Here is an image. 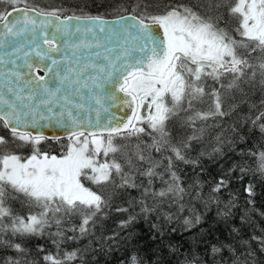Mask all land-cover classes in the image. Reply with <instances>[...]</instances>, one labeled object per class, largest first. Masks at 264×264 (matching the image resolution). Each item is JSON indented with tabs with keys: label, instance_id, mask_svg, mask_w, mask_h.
<instances>
[{
	"label": "snow or ice",
	"instance_id": "1",
	"mask_svg": "<svg viewBox=\"0 0 264 264\" xmlns=\"http://www.w3.org/2000/svg\"><path fill=\"white\" fill-rule=\"evenodd\" d=\"M19 3L21 0H0V5H7L12 9L9 11L4 8L0 11L4 39L8 36H20L27 31L28 25L33 29L54 26L57 32H69L71 26L67 21L76 20L85 25L84 31L99 28L100 32H104L109 23L100 16L73 15L67 17V20H60L55 11L36 12L38 16L60 20L59 25H51L50 21L38 22L29 15L34 9L20 8L17 6ZM14 12L20 16L10 19ZM229 12L239 19L235 29L239 39L202 17L187 4L168 5L160 14H147L140 18L135 15L121 16L119 20L136 21L135 24L126 26V30L136 29L135 34L128 31L129 37H135L134 43L131 48L126 44L114 60L106 56L109 67H100L99 74L89 77L90 83L86 81L81 84L80 77L84 72H77L69 67L67 75H61L59 71L55 73L61 87L53 89L46 77L37 76L28 81L33 86L27 95L22 94L23 88L17 93L11 87L7 88L8 95L0 94V128L9 131L11 141L18 142L17 147L28 146L31 149V154L27 157L16 152L0 151V245L23 253L25 250L21 244L12 243L3 237L9 234L13 237L42 235L44 229L52 223L60 225L61 213L83 214L79 227V233L83 236L88 231L87 226L92 218L102 211L105 200L85 187L82 177L95 184H105L114 179L115 173L121 177L122 187L141 188L142 212H156L166 220L171 219L164 211V206L174 202L173 198L175 202L182 200L184 192L176 183L178 177L172 171L173 164L174 161L189 162L184 150L191 146L189 141L174 145L168 139L167 122L175 114L177 107L186 106L190 109L193 101L208 95L212 101V111L196 112L191 117L193 121L207 120L209 116L225 114L222 111L221 89L242 92L243 86L252 84L257 76L264 88V0H235ZM119 20L112 23H119ZM153 26L163 30L162 39L159 32L153 31ZM75 30L81 31L79 24ZM44 42L48 45L49 52L58 53L59 45L55 43L54 37L49 39L45 33ZM253 53L258 54L255 61ZM37 55L41 53L37 51ZM42 58L48 59V54H43ZM52 64L55 66L57 61L53 60ZM28 67L30 77L33 72L40 70L39 65L33 67L29 64ZM87 67L95 69V65ZM45 70L51 73L54 68L47 67ZM12 75L18 76L17 73ZM208 79L218 84L219 88H211L206 93ZM109 83L114 90L113 102L119 99L121 105L130 109V114L115 122L108 119L102 124L101 113L108 109L96 90L102 92ZM65 84L79 85L81 89H88L92 93V99L99 106L94 120L89 106L72 103L67 95L61 98V88ZM115 93H122L123 97H118ZM61 99L64 107L57 116L55 108L61 106ZM261 104L264 105V99ZM42 109H47L51 115L46 116ZM41 120L54 121L61 127L71 128L69 140L72 143L62 158L42 152L39 145L45 137L28 131L29 128H36ZM256 121H260L259 128L264 132V110L252 121L253 125ZM81 128L89 130L88 136H85ZM153 133L156 134L151 146L154 151H167L171 155L165 157L167 163L163 165L161 172H157V168H161V162L150 155L146 156L144 150L137 145L136 160L148 165L140 172L141 176L147 177V183L138 185L132 175V159L126 160L128 173L124 172L121 163L115 159L120 147L114 143V138H139L141 134ZM195 138L193 136L190 139ZM9 142L4 136H0V146ZM260 167L264 170V153L260 154ZM164 174L170 179L164 180ZM155 179H160L166 187L154 190L152 185ZM248 193L250 196L253 194L251 187L248 188ZM15 194L26 197L40 209L39 214L26 217L15 214L6 203L7 200L17 198ZM148 198H152L153 205L146 203ZM55 235L63 238V233L59 230ZM260 243L264 248V239ZM75 258V252L65 254L63 260L53 255L44 257L48 264H65V261ZM5 264H19V261L8 259ZM132 264H138L135 257L132 258Z\"/></svg>",
	"mask_w": 264,
	"mask_h": 264
},
{
	"label": "trees",
	"instance_id": "2",
	"mask_svg": "<svg viewBox=\"0 0 264 264\" xmlns=\"http://www.w3.org/2000/svg\"><path fill=\"white\" fill-rule=\"evenodd\" d=\"M18 5L55 11L61 16L110 17L130 13L142 17L162 13L168 0H21ZM2 8L0 5V10ZM252 57L255 61L257 54ZM224 91L221 89L224 115L193 121L191 117L196 112L207 113V104L203 102L208 100L206 97L193 101L190 109L178 106L167 122L168 139L172 144L189 141L191 145L184 150L189 162L174 161L173 164L172 171L178 177L176 183L184 192L182 200L175 202L173 198L174 202L164 206L170 220L156 212H142L141 188L122 187L121 177L115 173L114 179L105 184H95L82 177L85 187L105 200L102 211L87 226L88 231L83 236L79 233L83 214L61 213L60 225L52 223L42 235L3 237L21 244L25 251L20 253L0 245V264L8 259L18 260L19 264H48L44 259L46 255L63 260L65 254L72 252L76 253V258L65 264H132L133 257L138 264H264V248L260 243L264 239V171L260 169L258 158V154L264 152V132L259 128L260 121L255 125L252 122L264 110L261 104L264 88L257 76L252 84L243 86L242 92L233 91L229 93L231 97H224ZM155 135L128 138L127 146L126 139L125 142L120 137L116 140L121 143L116 160L128 173L126 160L132 159V175L138 185H146L147 177L140 172L148 165L136 160L137 145L146 156L161 162L157 172L167 163L165 157L171 155L167 151H154L151 146ZM0 136L10 141L0 146V151L12 148L14 152H21V146L11 141L7 129L0 128ZM193 136L196 138L190 139ZM68 139L45 138L39 147L49 153ZM25 147V151H30ZM169 179L164 174V180ZM152 187L159 191L166 185L155 179ZM17 195L20 197L6 201L15 214L25 217L37 214L31 208L34 204ZM146 203L153 205L154 201L148 198ZM58 230L63 233L62 239L55 235Z\"/></svg>",
	"mask_w": 264,
	"mask_h": 264
},
{
	"label": "water",
	"instance_id": "3",
	"mask_svg": "<svg viewBox=\"0 0 264 264\" xmlns=\"http://www.w3.org/2000/svg\"><path fill=\"white\" fill-rule=\"evenodd\" d=\"M20 8H30L34 11L29 12L30 16L35 17L38 22L43 21L44 23L51 22V25H59L60 20H67V17L73 15H59L60 20H56L52 17L38 16L37 10L30 6L17 5ZM9 11L12 9L9 8ZM44 12V11H42ZM48 13V12H44ZM136 14H122L120 16H110L102 17L103 19L109 21L105 26V31L100 32L99 28L94 31H84V24L79 21L70 20L67 23L71 26V31L69 32H57L54 26H49L47 28H35L31 25L27 26V31L22 33L20 36H8L4 39V27L0 24V94L8 95L7 88H13L17 93L23 88V95H27L29 89L33 86L28 83L29 80L34 79L37 76H43L47 78L50 87L55 89L56 87H61L60 80L56 76V71H59L61 75H67L69 67L75 69L77 72L83 71L84 74L80 77L81 84L89 81L90 76H95L98 73L100 67L107 69L109 67V62L105 57H109L114 60L117 55H119L127 44L131 48L134 43L135 37H129L128 31L133 34L136 33L135 28H129L126 30V26L135 24L136 21L133 20H119L121 16H132ZM19 13H13L10 19H15L19 17ZM75 16H80L76 15ZM89 16V15H86ZM99 16V15H98ZM140 18L139 16H137ZM119 20V23H112L113 21ZM147 22V21H146ZM79 24L81 31L77 32L75 30L76 26ZM154 32H159L161 39L163 38V30L159 29L157 26H153ZM45 33L49 39L55 38V43L59 45L58 53L49 52L48 45L45 41ZM149 46H151L149 44ZM37 51L41 55H37ZM48 54V59H43V54ZM57 61V64L53 66L52 61ZM31 64L33 67L36 65L40 66L39 71L32 73L29 76V67ZM88 65H95V69L92 67H87ZM47 67H53L54 71L49 73L45 69ZM12 73H17L18 76L12 75ZM101 76L103 74H100ZM100 93L103 98V104L108 109L107 112L101 113V123L104 124L108 119L115 120L121 117H126L130 114V109H127L120 104V100H116L115 103L112 100V95L114 90L111 84H107L102 92L96 90ZM67 95L72 103L85 104L92 109V118L95 119V112L99 108L92 99V93L88 89H81L79 85H67L65 84L61 88L60 96L61 98ZM118 97H123L122 93H115ZM83 96V99H81ZM60 107L55 108L56 115L63 110V101H60ZM46 116L51 115L47 112V109H42ZM75 111V110H74ZM96 130V129H92ZM28 131L32 132L33 135H43L47 139L57 140L62 138H68L71 136L70 127H61L57 125L54 121L50 122L48 120H41L36 128H29ZM88 136L89 130L87 128H81ZM53 137H57L54 139Z\"/></svg>",
	"mask_w": 264,
	"mask_h": 264
},
{
	"label": "rangeland",
	"instance_id": "4",
	"mask_svg": "<svg viewBox=\"0 0 264 264\" xmlns=\"http://www.w3.org/2000/svg\"><path fill=\"white\" fill-rule=\"evenodd\" d=\"M230 1H233V3H235V0H218V1L217 0H194V1L193 0H168V5L187 4V5L191 6L194 11H197L196 10V8H197L198 10H200V12H198V11L197 12L202 17H204L207 20H210L212 23L216 24L219 28L226 30L230 35L236 36V38L239 39L238 34L235 32V29L237 28L238 23H239V19H238V17L230 14V12H229V9L231 7L229 4ZM1 6L3 8L0 11H2L4 9V5H1ZM198 7H202L203 10L198 8ZM217 17H218V22H215L217 20ZM253 55H254V53H253ZM257 56H258V54H257ZM253 61H254V59H253ZM205 88L207 89V91H206V93H207V92H209V90L211 88H219V85L216 84L211 79H208ZM229 93L233 94V91H228V90L224 91V97L229 95ZM238 94H240V93H237V95ZM229 96L231 97L232 95L230 94ZM206 97L208 98V100L203 101V102L205 103V105L207 104L206 105L207 112H210V111H212V101L208 95H205L203 98L206 99ZM85 136H87V135H85ZM74 139H75V137H73V140ZM81 139H83V137ZM117 139H118V137L114 139V143L120 147L121 143H119V141H116ZM126 140L121 139V141H123V142H125ZM71 143H72V141H70L69 139L65 143L61 142V143H59L60 146H57V148H54L48 154L50 156L55 155L58 158H62L66 154V151L68 150V146ZM128 144H129V140H127V143L125 144V146H127ZM4 147H7V146H4ZM27 148L30 149V147H28V146H27ZM25 149H26L25 146H21V148H20L21 152H16V153L20 154L24 157H27L31 154V149H30V151H25ZM9 151L14 152V150L12 148H10ZM119 153H120V151L115 154V159H116L117 154H119ZM262 153H264V152H262ZM260 154L261 153L258 154L259 161H260ZM111 158H112V154L109 155V159H111ZM102 159H103V156H101V160ZM260 169H261V167H260ZM15 195L17 198L20 197L17 194H15ZM20 195H22V194H20ZM26 200L29 204H31V202L28 201L27 198H26ZM25 206H28V205H25ZM31 208H32L33 212H35V213L37 212V214H39L40 209L38 207L35 206V207H31Z\"/></svg>",
	"mask_w": 264,
	"mask_h": 264
}]
</instances>
